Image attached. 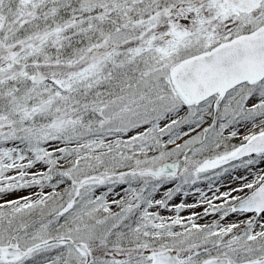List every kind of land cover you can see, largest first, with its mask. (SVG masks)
I'll list each match as a JSON object with an SVG mask.
<instances>
[{"label":"snow or ice","instance_id":"6c2138e0","mask_svg":"<svg viewBox=\"0 0 264 264\" xmlns=\"http://www.w3.org/2000/svg\"><path fill=\"white\" fill-rule=\"evenodd\" d=\"M260 165L264 0H0V264H264Z\"/></svg>","mask_w":264,"mask_h":264},{"label":"rangeland","instance_id":"374dc122","mask_svg":"<svg viewBox=\"0 0 264 264\" xmlns=\"http://www.w3.org/2000/svg\"><path fill=\"white\" fill-rule=\"evenodd\" d=\"M260 167L264 168V165H260ZM41 170H43V169H41ZM251 179H252V177H249V180H251ZM232 185H233V187H235L234 185H236V184H231L229 181L226 180L219 186V190L223 189V188L226 189L227 187H225V186H232ZM172 186H173L172 184H169L167 187H172ZM199 186L205 191L206 195L209 198L212 197L213 193L208 191L206 183H201ZM38 191H39L38 188H34V189H31V190H21V191H18L16 193H14L13 195H11V196H9L7 198L8 199H16L19 196H29L33 192H38ZM45 191H50V189H45ZM216 195H220V194L216 193ZM233 195H236V193H233ZM197 196H198V194L194 193V192H193V194L189 195L188 197H183L182 195H178V196H176L173 199V201L171 203L172 204H179L181 202H184V203H187V204H195V203H197ZM159 198H160V196H157V199H159ZM0 202H2V201H0ZM213 203H215V204H223L224 201L222 199L221 200H213ZM205 207H207V205L198 206V207L195 208V211L202 215L203 212H204V208ZM192 211H193L192 209H185L184 211H182L180 213V215L182 217H188V216L191 215ZM162 214L165 215V216H171V215H174L175 213L174 212H169V211H163ZM248 215H250V214H248ZM218 218H219L218 215H209V216L205 217L204 219L198 220L197 222L200 223V224H205V223H210L213 219H218ZM246 218H247L246 215L230 213L229 216L225 218L223 223L226 224V223H232V222H239V221L244 220ZM257 230H259V229H257Z\"/></svg>","mask_w":264,"mask_h":264},{"label":"bare ground","instance_id":"6f19581e","mask_svg":"<svg viewBox=\"0 0 264 264\" xmlns=\"http://www.w3.org/2000/svg\"><path fill=\"white\" fill-rule=\"evenodd\" d=\"M235 187L237 186V185H234ZM225 187H227L226 189H220L219 190V193H217V194H221V193H224V192H227V191H229V189H230V187H233V185L232 186H225Z\"/></svg>","mask_w":264,"mask_h":264}]
</instances>
